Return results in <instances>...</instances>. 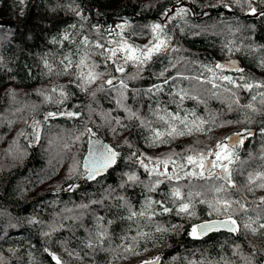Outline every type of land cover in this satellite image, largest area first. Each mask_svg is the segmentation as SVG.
I'll return each mask as SVG.
<instances>
[{
  "label": "trees",
  "instance_id": "16d2710c",
  "mask_svg": "<svg viewBox=\"0 0 264 264\" xmlns=\"http://www.w3.org/2000/svg\"><path fill=\"white\" fill-rule=\"evenodd\" d=\"M250 3L256 14L245 0L240 6L237 0H0V20L16 22L0 25V264H55L53 253L62 264H139L158 255L160 264H264V229L253 233L244 228L246 223L264 224V188L258 187L261 181L248 180L249 174L264 172V103L259 95L264 88L249 91L219 79L227 75L243 83L239 80L243 75L250 83H264V16L259 15L264 0ZM181 7L188 10L186 15L169 12ZM114 21L124 25L117 40L109 28ZM157 23L172 51L154 54L140 69L129 62L124 73L116 72L111 61L105 63L107 54L101 55L104 50L98 44L106 49L113 41L153 40L151 26ZM66 34L68 40L63 39ZM85 52L86 63H94V71L104 75L79 87L83 81L78 79L76 62ZM66 56L73 65L64 73L60 61ZM231 58L243 62V73L215 68L217 59ZM116 60L123 64V57ZM113 77L127 85L120 90L123 106L117 103L119 85L105 84ZM101 85L103 91L98 90ZM157 86L160 91L154 90ZM49 112L57 115L48 117ZM166 113L186 117L191 135L165 136L167 143L153 146L152 130L168 128L159 120ZM33 119L39 122V139L27 141ZM173 123L183 130L179 121ZM245 129L255 133L235 150L242 162L234 166L235 187L222 179L184 177L181 172L178 181L160 177L164 182L147 191L156 177L140 166L138 156L150 168L155 159L170 155L184 163L183 157L212 150ZM92 137L104 138L120 155L107 174L87 180L84 157ZM168 166L173 173V165ZM133 174L139 182L128 181ZM177 185L183 193L194 194L195 216H178L175 211L160 215L159 205L153 204L157 215L150 220L128 219L130 211L144 207L146 198L174 207L170 190ZM217 187L225 191L214 192ZM217 197L240 201L229 209L239 232L219 231L193 239L189 225L224 218L209 216L210 204L201 203H214ZM157 227L167 231L157 232ZM101 229L110 239L89 249L87 243L91 239L96 245L95 234ZM137 230L148 236L138 237ZM129 243L135 252H124Z\"/></svg>",
  "mask_w": 264,
  "mask_h": 264
},
{
  "label": "snow or ice",
  "instance_id": "6c2138e0",
  "mask_svg": "<svg viewBox=\"0 0 264 264\" xmlns=\"http://www.w3.org/2000/svg\"><path fill=\"white\" fill-rule=\"evenodd\" d=\"M21 3H23V0H20ZM246 3H248L249 11L252 14L257 13V9L253 7L250 3V0H245ZM237 6H240V0H237ZM224 7H229L228 5H225ZM169 12H174L176 16H183L188 13V10L186 8L181 7L179 11H176L175 9L169 10ZM164 15H169L168 12L164 13ZM259 15L264 16V12L259 13ZM117 27L123 28L124 25H118ZM152 32L155 34L153 36V40L149 43L144 45L143 47L140 46H133L132 44H129L125 40L121 41H113L112 47L106 48L103 44H98L97 47L100 49H103L101 55L106 56V61H111L113 64L115 71L118 73H124L125 67L124 65H127L129 62L136 65L137 69L142 68L148 61H150L154 54L162 52V51H172L171 47L168 44L167 37L161 38L162 34L164 33V28L161 26V24H153L151 26ZM119 35V34H118ZM64 40H68L69 37L66 34L63 37ZM83 43L85 45L88 44L87 37L83 38ZM117 53H123V64L118 63L116 60ZM89 54L87 52L84 53V55L80 56L79 60L76 62V67L80 69V71L77 73L78 79L82 80L83 83L78 85L79 87H84L87 84L94 83L97 79L102 77L104 75L103 72H96L94 69L97 67L94 63L87 64L86 61L88 60ZM60 65L62 68V71L64 73H67L72 65L73 61L71 59V56H66L63 60L60 61ZM49 68V71H51V66L47 65ZM261 66L264 67V61H261ZM231 68L234 67L233 63L229 64H220L217 63L215 65L216 69H224V68ZM84 69H87L85 71ZM209 71H213L209 69ZM238 72L243 73L242 68L237 69ZM213 77L215 78V72L213 71ZM135 76H130L129 79H135ZM222 81H227L230 85H235L236 88L243 87L244 89H247L251 91L253 88H264V83H257L253 84L245 80V77L241 75L239 77L240 81H243V83H237L235 79L231 76L222 75L219 77ZM165 83H167V80H165ZM105 84L108 85L110 88H115V85H119L118 91L127 89V85L125 84L123 79H119L116 77H113L112 79H108L105 81ZM213 87H216L215 84H213ZM56 89H53L55 91ZM100 91L104 90V86L101 85V88L98 89ZM155 91H160V87L157 86ZM227 91H230V89H226ZM61 96H66V93L61 91ZM186 95V93H185ZM261 96V102L264 103V92H261L259 94ZM120 97L121 100L117 103L123 106L122 101L124 99V92L120 91ZM46 99H51V97H46ZM183 99V96L181 97ZM194 99V97H193ZM252 99L255 100L256 96H252ZM58 103H62L63 101H57ZM248 108H252L253 111L255 109L253 108L252 104L247 105ZM126 111L129 112L131 117H135L136 113L132 112L131 109H126ZM68 115L69 117H73L78 115V113L75 112H67V113H59V115ZM57 113L49 112L47 113L48 117H54ZM186 117L180 118L179 116H172L170 113H166L163 116H159V120L165 121L168 124V128L166 131L161 132L158 129H153V139L151 141V145L155 146L160 143H167L168 141L164 139L165 136L170 138H175L176 136H183V135H191L192 128L188 127L186 123ZM174 121H179L180 125H183V130L179 129L175 124ZM119 123V121H117ZM203 123V121H201ZM193 125L197 127V130L202 131L203 129L200 128L198 125H195V121L193 122ZM32 127H35L39 129V122H35ZM88 133L91 135H95V133H92L91 129L87 130ZM37 140L39 139V132L37 131L34 133ZM252 135L251 130L245 129L242 132H237L233 136L226 137L224 140L216 143L215 149L209 150L207 152H200L197 153L195 156L188 155L187 157H183L184 163H178L177 160L173 159L172 156H168L166 158H157L153 161L152 157H147L149 161H153V166L150 168L148 164L144 163V158H139V163L142 168L149 174L155 175L156 179L152 182V184L147 186V191L152 192L155 190V188L163 183L164 181L160 179V177H165L169 181L173 180H179L181 179L180 173H183L184 177H199L201 179H222L227 184L231 185L232 187H235V184L232 182V172L235 170V164L242 163L239 160V156L235 154V150L243 144L244 140L247 139L249 136ZM79 139V137H77ZM92 147L89 149V157L84 161V168L87 172V178L88 179H95L97 176L101 175L102 173L106 172L108 169L112 168L114 165L117 164V158L120 155L118 152H116L111 146L106 145L99 140L92 141L91 142ZM135 155V153H134ZM173 165V173L168 172V165ZM160 165H163V170H161ZM186 166H192L191 171H187ZM128 181L131 182H139V178L136 175H128L127 177ZM248 180L250 183L259 180L261 181L258 184V187L264 188V172H258L255 174H249ZM216 193L224 192L225 189L223 187H217L213 189ZM193 193L191 191L187 192L186 194L181 191V187L179 185L172 187L170 190V197L171 202L174 205V207L166 206L165 201H152L151 198H146L145 205L140 211H130L128 219L133 220L137 217H143L145 219H151L153 216L157 215L155 209L152 208L153 204L159 205L161 211L160 215H163L165 213H172L175 211V214L178 216H188L193 217L196 215L195 212V204L193 202ZM200 192H196L195 196H200ZM264 200V198H262ZM178 202V204H177ZM127 204V202H125ZM201 203H209L210 207L212 208V212H209L208 215L211 216L213 213H216L218 215H223L224 218L220 219H209L202 221L200 223L191 224L189 225L190 231L188 232V235L191 236L193 239H202L204 236H207L210 233L219 232L220 230H227L229 232H239L240 226L238 225L237 221L233 219L232 215L229 214V209L232 208V205L234 203L240 204V201L236 200H228V199H220L216 198L214 203H211L209 201H201ZM240 207L243 209L244 205H240ZM244 228L250 229L253 233H256L259 229H264V224L258 225V227H253L252 223H246L244 224ZM157 232H166L167 229L157 227ZM47 235V233L45 234ZM137 236L138 237H147L148 234L144 233L140 230H137ZM110 237L108 236V233L101 229L95 234V240L96 245H94L93 241L90 239L87 243V247L89 249L94 248V246H98L104 243V240ZM124 240L132 241L134 242L137 237H124ZM123 250L125 253L127 252H135L134 247L131 243L125 244L123 247ZM47 251V250H46ZM71 255V253H68ZM138 254V253H137ZM51 258L55 261V264H62L61 258L59 255H56L53 253L51 255ZM143 264H160V257H154L153 259L143 261ZM189 264H205L204 261L196 262V261H190ZM210 264V262H209ZM224 264H228V262H224ZM246 264H251L250 261H246Z\"/></svg>",
  "mask_w": 264,
  "mask_h": 264
},
{
  "label": "water",
  "instance_id": "95a60500",
  "mask_svg": "<svg viewBox=\"0 0 264 264\" xmlns=\"http://www.w3.org/2000/svg\"><path fill=\"white\" fill-rule=\"evenodd\" d=\"M1 24H3V25H15L16 22L0 20V25H1ZM169 46L172 48L173 45H169ZM217 61H218V63H220V64H226V65L229 64V63H233V64H234V67H231V68L226 67V69H228V70H230V71H233V72H238V71H237L238 68H242L243 70H245V65L243 64V62H242L239 58L217 59ZM35 122H37V121H36L35 119H33V120H31V122H30V124H29V128H28L27 134L25 135V139H26L27 141H30L31 138H32V131H33V129L35 128V127H32V125H33ZM250 130H251L252 134L255 133V129H250ZM235 133H237V132H235ZM235 133H232L230 136H233ZM96 140H99L100 142H102V143H104V144H106V145L111 146V145L107 142V140H105V139L102 138V137H92V138H90V139H89V142H88L87 152H86L85 157H84V161H85L86 159H88V157H89V149L92 147L91 142H92V141H96ZM111 147L113 148V146H111ZM113 149H114V148H113ZM213 149H215V147H214ZM114 150H115V149H114ZM115 151L118 152V153L120 154L119 151H117V150H115ZM113 167H114V166H113ZM113 167H112V168H113ZM112 168L108 169L106 172L102 173V174L99 175V176H102V175L107 174V173L109 172V170H111ZM85 179L90 180V179L87 178V174L85 175ZM231 179H232V181H233V179H234L233 172H232V177H231ZM53 192H54V193H57V191H53ZM243 198H244L245 204H246L247 206L251 205V201H250L249 199H247L246 197H243ZM238 225H239V224H238ZM220 231H227V230H223V229H222V230H220ZM232 233H237V232H232ZM210 234H211V233H210ZM208 235H209V234H208ZM208 235H207V236H208ZM204 237H206V236H204ZM158 256L160 257V261H161V256H160V255H158ZM139 264H143V262H141V263H139Z\"/></svg>",
  "mask_w": 264,
  "mask_h": 264
},
{
  "label": "rangeland",
  "instance_id": "374dc122",
  "mask_svg": "<svg viewBox=\"0 0 264 264\" xmlns=\"http://www.w3.org/2000/svg\"><path fill=\"white\" fill-rule=\"evenodd\" d=\"M258 2H259V0H257ZM118 25H121L119 22H117V21H114V22H112L111 24H110V26H109V28H110V31H111V33L113 34V39H115V40H117V39H119V35H117V34H119L121 31H122V28H120V27H117ZM146 37H144V38H141V39H139V40H131V41H129V39L127 40H125V41H127L129 44H132L133 46H140V47H143L144 45H146V44H149L152 40H148V39H145ZM169 44V43H168ZM117 56L118 57H123V53H117ZM39 132V134H40V127H39V129H36V132ZM32 138H33V140H32V138H31V140L32 141H34V139L36 138V136L32 133ZM30 140V141H31ZM138 158H140V156H138ZM149 164V163H148ZM163 165H160V168H161V170H163ZM169 169H171V167L170 166H168V170Z\"/></svg>",
  "mask_w": 264,
  "mask_h": 264
}]
</instances>
